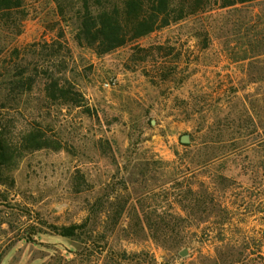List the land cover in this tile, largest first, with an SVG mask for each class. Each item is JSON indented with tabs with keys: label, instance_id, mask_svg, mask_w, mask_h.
<instances>
[{
	"label": "rangeland",
	"instance_id": "rangeland-1",
	"mask_svg": "<svg viewBox=\"0 0 264 264\" xmlns=\"http://www.w3.org/2000/svg\"><path fill=\"white\" fill-rule=\"evenodd\" d=\"M78 5L0 17V264H264V0L102 55L75 40Z\"/></svg>",
	"mask_w": 264,
	"mask_h": 264
},
{
	"label": "trees",
	"instance_id": "trees-1",
	"mask_svg": "<svg viewBox=\"0 0 264 264\" xmlns=\"http://www.w3.org/2000/svg\"><path fill=\"white\" fill-rule=\"evenodd\" d=\"M122 1V2H120ZM78 0L74 6L76 17L75 40L81 47L93 49L97 54L109 53L129 42L138 40L148 34L167 27L191 15L207 13L215 9L236 8L237 5L255 0ZM25 0H0V17L9 16L13 10L24 9ZM60 11L66 14L63 5L59 4ZM25 12V11H24ZM25 17V15H24ZM210 29H207L209 32ZM264 47V44L262 45ZM260 63L264 62V49L256 55ZM261 72L264 75V65ZM45 84L49 94L57 99L67 100L64 96L73 95L69 100L78 102L79 94L62 84V79L56 78L52 69L45 71ZM29 81L33 82L34 78ZM30 86L32 84L30 83ZM68 100V101H69ZM34 149L46 146L39 141L42 138L40 131H33L29 135ZM37 138V139H36ZM35 139V140H34ZM40 144V145H36ZM2 164L14 161L15 150L11 145H3ZM85 225H71L57 228L64 236H73L77 229ZM236 262V261H235ZM233 262V263H235ZM215 264H222L215 260ZM236 264H255L251 261Z\"/></svg>",
	"mask_w": 264,
	"mask_h": 264
},
{
	"label": "built area",
	"instance_id": "built-area-1",
	"mask_svg": "<svg viewBox=\"0 0 264 264\" xmlns=\"http://www.w3.org/2000/svg\"><path fill=\"white\" fill-rule=\"evenodd\" d=\"M112 85H115V82L112 80V81H107L104 86L105 87H111Z\"/></svg>",
	"mask_w": 264,
	"mask_h": 264
},
{
	"label": "water",
	"instance_id": "water-1",
	"mask_svg": "<svg viewBox=\"0 0 264 264\" xmlns=\"http://www.w3.org/2000/svg\"><path fill=\"white\" fill-rule=\"evenodd\" d=\"M182 140H183L184 142H188V141H189V138H188L187 135H184V136L182 137ZM181 255L184 256V255H186V253H185V252H182Z\"/></svg>",
	"mask_w": 264,
	"mask_h": 264
}]
</instances>
